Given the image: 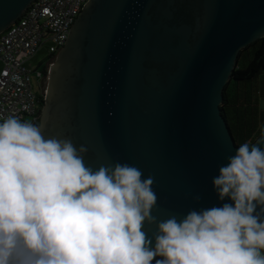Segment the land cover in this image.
<instances>
[{
    "label": "water",
    "instance_id": "obj_1",
    "mask_svg": "<svg viewBox=\"0 0 264 264\" xmlns=\"http://www.w3.org/2000/svg\"><path fill=\"white\" fill-rule=\"evenodd\" d=\"M35 1L0 0V36ZM261 39L264 0H91L50 70L39 125L86 146L93 168L151 175L159 219L221 207L231 201L212 181L238 147L225 90ZM253 144L264 148V134Z\"/></svg>",
    "mask_w": 264,
    "mask_h": 264
},
{
    "label": "clouds",
    "instance_id": "obj_2",
    "mask_svg": "<svg viewBox=\"0 0 264 264\" xmlns=\"http://www.w3.org/2000/svg\"><path fill=\"white\" fill-rule=\"evenodd\" d=\"M87 151L42 125L0 122V264H264V148L242 143L219 168L215 192L231 203L165 219L152 214L151 175L93 168Z\"/></svg>",
    "mask_w": 264,
    "mask_h": 264
},
{
    "label": "built area",
    "instance_id": "obj_3",
    "mask_svg": "<svg viewBox=\"0 0 264 264\" xmlns=\"http://www.w3.org/2000/svg\"><path fill=\"white\" fill-rule=\"evenodd\" d=\"M90 1L36 0L0 36V122L7 117L40 119L47 95L43 73L31 61L47 47L48 62L56 60Z\"/></svg>",
    "mask_w": 264,
    "mask_h": 264
},
{
    "label": "trees",
    "instance_id": "obj_4",
    "mask_svg": "<svg viewBox=\"0 0 264 264\" xmlns=\"http://www.w3.org/2000/svg\"><path fill=\"white\" fill-rule=\"evenodd\" d=\"M264 39L246 49L225 90L222 113L239 146L264 134ZM41 119V117H40ZM40 119L35 124H40Z\"/></svg>",
    "mask_w": 264,
    "mask_h": 264
},
{
    "label": "rangeland",
    "instance_id": "obj_5",
    "mask_svg": "<svg viewBox=\"0 0 264 264\" xmlns=\"http://www.w3.org/2000/svg\"><path fill=\"white\" fill-rule=\"evenodd\" d=\"M47 48L42 49L37 54V56L35 57V59H33L31 61V63L35 67V69L40 70V71H43L44 70V66L47 64V62L49 60ZM35 85H36V81H35ZM27 122L33 123L34 122V119L33 118H30V119L27 120Z\"/></svg>",
    "mask_w": 264,
    "mask_h": 264
},
{
    "label": "flooded vegetation",
    "instance_id": "obj_6",
    "mask_svg": "<svg viewBox=\"0 0 264 264\" xmlns=\"http://www.w3.org/2000/svg\"><path fill=\"white\" fill-rule=\"evenodd\" d=\"M61 51L59 52V54L61 53ZM59 54H58V56H59ZM58 56H57V58H56V60L54 62H51V63L47 62V64L44 66V70L42 71L43 77H44L43 86L47 90V95H48V88H49V85H50L49 84L50 70H51L52 66L56 64Z\"/></svg>",
    "mask_w": 264,
    "mask_h": 264
}]
</instances>
